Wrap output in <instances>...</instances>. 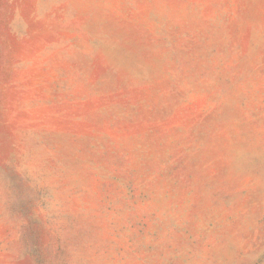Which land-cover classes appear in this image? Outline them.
<instances>
[{
    "label": "rangeland",
    "instance_id": "rangeland-1",
    "mask_svg": "<svg viewBox=\"0 0 264 264\" xmlns=\"http://www.w3.org/2000/svg\"><path fill=\"white\" fill-rule=\"evenodd\" d=\"M0 264H264V0H0Z\"/></svg>",
    "mask_w": 264,
    "mask_h": 264
}]
</instances>
